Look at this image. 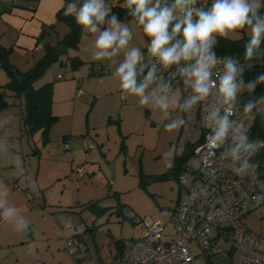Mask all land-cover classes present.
I'll list each match as a JSON object with an SVG mask.
<instances>
[{
    "label": "rangeland",
    "instance_id": "rangeland-1",
    "mask_svg": "<svg viewBox=\"0 0 264 264\" xmlns=\"http://www.w3.org/2000/svg\"><path fill=\"white\" fill-rule=\"evenodd\" d=\"M120 1L106 3L110 8H122L127 15L125 0ZM81 2L77 0L78 4ZM199 2L211 5V0ZM261 11L264 14V8ZM120 21L133 31L129 47L141 48L147 58L149 38L142 27L130 16ZM67 30L59 22L57 33L51 32L52 42H56V35L60 40ZM97 35L83 30L79 51L69 50L61 55L34 84L35 88L45 83L54 86L53 115L59 120L51 128L48 140L41 132L30 135L24 131L22 98L4 112L8 127L13 128L5 135L12 137L11 145L15 146L12 151L22 158L25 170L21 173L14 167L12 174L22 177L28 188L15 185L16 190L29 198L25 206L29 210L19 213L29 224H34L30 246L17 255L18 263L14 251L9 253L8 264H56V259L68 255L56 245L68 237L77 238L81 250L88 248L96 262L105 264L120 252L117 243L142 236L147 221L168 222L175 210L180 174L177 167L182 159L166 153L175 145L180 129L166 131L169 120L162 119L158 110L141 106L135 96L121 90L119 79L113 73L124 58L123 52L113 58L115 63L109 59H93ZM241 40H248L247 34L232 41ZM43 54L41 49L33 59H27L22 50L16 49L8 61L23 72L34 66ZM73 56L86 62L76 71L71 69L68 60ZM58 75L63 78L58 79ZM7 81V72L0 68V84ZM174 93L177 99L182 98L179 84L175 85ZM92 99H95L94 107L90 105ZM181 115L173 111L170 119ZM109 117L119 120V125H108ZM4 127L1 125L0 131ZM66 143L68 150L64 149ZM189 164L196 166L198 162L191 158ZM91 203L92 208L85 206ZM243 221L250 231L264 236V206L247 214ZM3 229L12 234L10 242L20 240L13 225L4 223ZM166 229L170 231L169 226ZM212 261L230 264L221 257ZM202 262L201 259L198 264Z\"/></svg>",
    "mask_w": 264,
    "mask_h": 264
},
{
    "label": "clouds",
    "instance_id": "clouds-1",
    "mask_svg": "<svg viewBox=\"0 0 264 264\" xmlns=\"http://www.w3.org/2000/svg\"><path fill=\"white\" fill-rule=\"evenodd\" d=\"M127 15L142 27L149 38L145 52L129 47L133 31L111 12L106 0H76L63 9L73 16L86 33L95 38L94 60L113 58L123 52L113 75L121 90L137 98L144 107L159 111L166 131L187 126L197 108H203L202 124L209 130L205 147L221 150V159L239 176L256 177L258 163L253 157L264 148V140L250 137L245 118L264 120V95H256L264 85V73L247 82L243 79L244 64L232 56L218 57V38L241 39L244 62L264 58V0H211V5L198 7V0H125ZM206 4V3H205ZM103 26V28H102ZM182 86L183 98L177 99L175 85ZM244 98L243 101L241 98ZM242 105V106H241ZM173 111L183 113L170 119ZM241 115L238 116L237 114ZM180 154L173 145L166 153ZM0 158H9L24 173L23 160L11 150L9 141L0 137ZM32 187L36 185L33 181ZM264 200L258 196L257 201ZM0 219L27 235L28 220L9 203L8 192L0 181Z\"/></svg>",
    "mask_w": 264,
    "mask_h": 264
},
{
    "label": "built area",
    "instance_id": "built-area-1",
    "mask_svg": "<svg viewBox=\"0 0 264 264\" xmlns=\"http://www.w3.org/2000/svg\"><path fill=\"white\" fill-rule=\"evenodd\" d=\"M197 6L203 4L198 1ZM233 57L244 64V72L250 65L264 64L262 60L249 64ZM202 116L200 107L186 117L187 126L180 128L175 142L182 171L177 204L169 221L145 222L146 232L123 241L109 264H198L201 259V264H214L215 257L228 259L230 264H264V236L250 231L243 221L264 206V200L257 201L258 196H264V179L258 171L255 178L237 175L229 162L221 159L220 149L213 153L205 147L209 130L203 126ZM245 122L251 137L255 119L245 118ZM64 149H69L67 143ZM191 158L197 160L196 166L189 164ZM64 250L74 264H97L80 249L75 237L64 238Z\"/></svg>",
    "mask_w": 264,
    "mask_h": 264
},
{
    "label": "trees",
    "instance_id": "trees-1",
    "mask_svg": "<svg viewBox=\"0 0 264 264\" xmlns=\"http://www.w3.org/2000/svg\"><path fill=\"white\" fill-rule=\"evenodd\" d=\"M63 9L57 12L56 20L57 22L64 23L68 27V32L54 46L45 44L43 56L30 70L19 72L15 69L8 61L13 49L5 48L0 44V68L4 69L8 75V81L4 85H0V113L5 111L9 106L14 105L16 98H22L24 103L22 123L26 133L33 135L41 132L45 140H48L51 128L58 121V118L52 115L54 86L52 83H45L39 88H35L34 84L43 77L53 63L59 61L61 55L66 54L69 50H77L80 38L83 35L82 27L76 23L73 16H66ZM111 12L116 14L119 20L129 18V16L125 15L123 9L118 6L111 8ZM260 12L262 14L261 10ZM247 41H232L218 38L215 52L217 56H237L243 59L244 45ZM261 47L264 49V43H262ZM68 60L73 71H76L84 64L77 56L70 57ZM260 60L264 61V58ZM258 61L255 60L253 63ZM262 73H264V64L250 65L245 69L243 75L244 81L252 80ZM256 95H264V85L258 86ZM10 96L13 100L12 102H9ZM251 137L264 140V120H261L260 117L255 118ZM253 161L258 163V176L264 179V148L253 157ZM177 171L178 174L182 171V162L178 165ZM85 206L92 208L94 204H86ZM26 239V241H29L31 238L27 237ZM116 245L121 250V243H117ZM83 252L92 259L85 251Z\"/></svg>",
    "mask_w": 264,
    "mask_h": 264
},
{
    "label": "crops",
    "instance_id": "crops-1",
    "mask_svg": "<svg viewBox=\"0 0 264 264\" xmlns=\"http://www.w3.org/2000/svg\"><path fill=\"white\" fill-rule=\"evenodd\" d=\"M71 2H73V0H0V44L5 48H12L13 51H15L16 49L22 50V53L26 56L27 59H33V56L36 54V52H39L41 49H44L45 44H50L54 40L51 32L57 33V26L59 25V22H57L56 20V14L59 10L65 8L67 4ZM203 6L206 7L207 4H203ZM66 33H64V35ZM64 35L62 36V38L64 37ZM55 38H57V40H55L56 42H52L54 44H50L51 46H54L59 41L57 35ZM81 39L79 44L81 43ZM38 45L40 47L39 49H37ZM78 58L80 60L82 59L81 57ZM37 61L38 60H36L35 63ZM81 61L86 63L84 59H82ZM18 71L21 72L20 70ZM4 84L0 85L2 86ZM9 99H12L11 96L9 97ZM16 100H18V98L15 99L14 103L16 102ZM90 105L91 107L95 106V99H92ZM10 107L11 106H9L5 111L0 113V126H5L0 131V135L2 136V138H6L9 141L11 150H13V145H11L12 137L5 135L10 131V129L13 130V128L8 127L6 114H4V112H7ZM106 122L108 125L118 126L120 121L110 119L109 117L108 120L106 119ZM13 170L14 166L12 165L11 160L9 158H0V178L1 181H3V188H5L8 192L9 203L17 207V210L19 212H27L29 208L27 210L25 206L28 205L29 198H27L23 193L16 190V188L20 185H24L25 187V180L22 177L14 176L12 174ZM15 185L18 186L16 187ZM25 189L28 188L25 187ZM4 223L6 222L0 219V264H8V261L10 260L8 254H13V251L16 257V262L18 263L20 260L17 255L23 254L25 252V247L30 246L31 242L33 241L34 224H29L30 232H28L27 235L18 232L20 240L16 243L10 242V237L12 234L6 233L5 229H3ZM27 237H30L31 239L29 241H26ZM56 246L57 248L62 247V249H64V239L63 243H57ZM83 251H85L93 259L92 254L90 253L88 248ZM113 257L114 254L112 255L110 261L105 264H109L113 260ZM56 260V264H74V261L70 257V255H66L63 258H58ZM96 263L100 264L98 262Z\"/></svg>",
    "mask_w": 264,
    "mask_h": 264
},
{
    "label": "water",
    "instance_id": "water-1",
    "mask_svg": "<svg viewBox=\"0 0 264 264\" xmlns=\"http://www.w3.org/2000/svg\"><path fill=\"white\" fill-rule=\"evenodd\" d=\"M111 180L113 181L114 180V168L111 167Z\"/></svg>",
    "mask_w": 264,
    "mask_h": 264
}]
</instances>
